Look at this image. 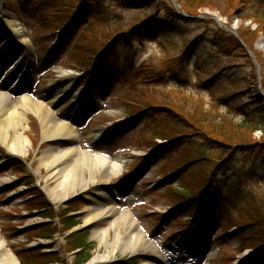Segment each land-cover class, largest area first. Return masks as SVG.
<instances>
[{"label": "rangeland", "instance_id": "obj_1", "mask_svg": "<svg viewBox=\"0 0 264 264\" xmlns=\"http://www.w3.org/2000/svg\"><path fill=\"white\" fill-rule=\"evenodd\" d=\"M96 1L97 9L87 0H0V70L9 73L11 68L17 72V81L7 82L6 90L14 91L20 85L28 93L36 87L34 101L50 89L55 94L65 89L52 111L60 120L71 119V124L77 126L76 145L85 151H102L111 160H125L127 169L98 191L89 183L90 190L54 203L47 195L54 185L47 182L48 170L40 166V157L58 142L42 141L39 122L29 115L24 121L30 141L26 156L8 152L0 142V235L22 264L47 263L48 258L43 259L42 254H55L59 264H74L78 251L67 241L68 233H63L56 215L51 220V240L42 239L39 231L50 224L43 218L45 204L53 206L56 214L71 210L70 215H76L74 220L80 222L75 229L86 230L80 237L89 243L90 260L104 253L106 247L93 237L100 225L85 223L86 210L110 197L118 208L131 211L137 218L154 251L143 249L141 244L135 251H122L120 242L113 260L96 264H149L155 258L161 260L157 264H254L252 258L259 255L255 246L264 234V221L256 222L264 215V159L245 154L238 157L219 180L223 192H214V215L206 212L208 221L200 224L197 214L191 216L188 211L191 202L182 197L185 188L196 190L194 171L177 172L184 160L196 158L202 148L194 142L169 149L168 124L183 116L189 121V116L202 111L219 117L229 115L239 123L257 115L253 105L246 106V110L240 108L249 101L248 94L237 95L227 103L222 101L226 93L247 90L251 72L248 60L220 54L206 38L192 48L186 64L179 61L188 41L196 35L210 37L223 31L239 40L243 54L257 67L255 52L263 49L264 36L258 31L255 17L241 18L237 14L240 5L231 11L226 2H219L212 10L199 11L198 22H181L183 34L153 33L145 44L136 43L133 48L117 42L110 62L101 67L98 61L114 42L115 34L146 19L156 6L124 8L117 0ZM150 1L152 5L162 2ZM167 2L182 14L170 0ZM17 19L31 44H22L14 35L8 22ZM94 19L99 21L88 28ZM171 60L180 63L179 68L185 64L184 74L164 76ZM233 65L235 68H228ZM229 83H237V88L227 89ZM259 86L262 88L261 82ZM20 97H12V102L17 103ZM78 107L84 115L73 119ZM163 108L171 110L172 115L166 116ZM256 118L264 123V119ZM99 133L105 134L102 143L96 141ZM157 133L168 136L164 140ZM248 135L253 142H264V131ZM110 225L105 222L101 226L109 229ZM128 231L122 228L123 235ZM114 237L111 229L110 242Z\"/></svg>", "mask_w": 264, "mask_h": 264}, {"label": "trees", "instance_id": "obj_2", "mask_svg": "<svg viewBox=\"0 0 264 264\" xmlns=\"http://www.w3.org/2000/svg\"><path fill=\"white\" fill-rule=\"evenodd\" d=\"M89 3L95 6L97 9L96 0H87ZM184 12L189 16H198L197 13L203 9H213L215 5L219 2H226L228 10L233 11L238 5L242 9L238 10L239 17H248L254 18L258 25V31L262 32L264 36V0H176ZM117 2L124 8H151V6H156L152 8L154 12L149 14L146 19L141 20L134 26H132L127 31H121L116 35L114 42H112L109 47L104 51L103 55L100 57V60L106 62L108 57H111L116 51L117 42H121L125 46L134 47L136 43L145 44L146 40L153 35V33H159L166 36L183 34L181 28V22L186 24H192L198 22L196 18H187L179 14L174 7L170 6L167 0H162V2L157 1L156 5H152L153 1L150 0H117ZM76 3V2H75ZM247 9H250L248 11ZM99 21L94 19L93 23L88 26L92 27L94 23ZM162 23L161 26H158L159 22ZM168 26V30H166ZM249 32V31H247ZM248 34L254 35L249 32ZM208 38L207 41L211 43L219 51L220 54H223L228 57H239L248 60V66L251 68L250 72V81L247 85V90L243 89L242 91H236L234 93L224 94L222 101L227 103L228 100H231L233 97L242 94L249 95V101L240 107L242 110H246V106L253 105L254 112L256 116H248V119L239 123L234 118H231L229 115H223L221 117L214 115L213 112L202 111L199 115L189 116L190 120L187 121L183 118L180 120H173L169 122V132L171 131V138L168 140L169 149H174L177 147H185L194 142H198L201 145L196 158H190L183 161V164L180 166L178 174L183 173L185 170L194 171L193 179L197 182L196 190L185 188L182 197L188 202H191L188 205V208L191 210V215L195 212V207L198 208L201 212L210 213L211 216L214 215V206H212L214 201V192L217 190L222 193V185L220 184V178L227 174L229 170L232 169L235 161L242 154L246 156H252L256 159H264V142H253L250 137V133H256L259 130L264 131V123L261 120H257V116L262 120L264 119V101L262 100L260 91L257 89L259 84L258 81V68L253 65L251 59L243 54L245 50L241 47L239 40L232 35H229L223 31H217L214 34H211L210 37H207L204 33L196 35L194 39L188 41L186 48L184 50L183 56L180 57L179 61L187 62V59L192 55V48L196 45L202 43V39ZM240 55L236 56L237 54ZM257 61L259 63V68L261 71V84L264 89V47L263 49L255 52ZM185 58V59H184ZM180 63H175V60L168 61L166 65V71L164 76H175L176 74H184L185 64L183 68H179ZM179 66V67H178ZM229 69L235 68V65L229 66ZM183 69V70H181ZM154 78V77H153ZM237 83H229V88H235ZM237 88V87H236ZM163 110H165L163 108ZM166 116H171L172 111L166 108ZM173 117V116H172ZM218 117V118H217ZM191 121V122H190ZM199 124V125H195ZM197 126L198 128H195ZM170 134V133H169ZM158 138L166 140L164 133H157ZM183 181V179H181ZM181 193V192H180ZM196 199V200H195ZM47 205L44 206V218L50 221V224H44L39 231L41 232V237L45 239H52L53 233L51 235V220L55 217L58 219V223L61 226L63 232L70 231L74 227L79 225L78 221H75L76 215H70L71 210L60 211L55 213L53 207L50 205L47 208ZM49 211V212H48ZM205 217L206 215L203 214ZM202 216V221L205 222L206 218ZM215 218V217H214ZM264 215L260 216L256 222L264 221ZM86 231H79L76 233L69 234L66 238L67 241L73 246V249L80 250L76 253V259L74 264H84L87 262L89 253L87 252V247L89 243L85 240V237H80ZM264 234L259 237L261 241L257 246H255L256 251L259 252L257 260L260 262L264 261ZM80 239L81 243L77 244V241ZM262 256H261V255ZM39 257L41 254L39 253ZM43 259L48 258V262L45 264H59V257L55 254H42Z\"/></svg>", "mask_w": 264, "mask_h": 264}, {"label": "bare ground", "instance_id": "obj_3", "mask_svg": "<svg viewBox=\"0 0 264 264\" xmlns=\"http://www.w3.org/2000/svg\"><path fill=\"white\" fill-rule=\"evenodd\" d=\"M8 23L22 44H31V39L23 34L18 19L14 23L11 21ZM63 90L55 94L51 93L52 89H50L39 101H34L25 95L17 103L12 102L9 93L0 94V142L8 152L20 157L27 155L30 141L25 134L27 129L24 121L29 115L35 116L38 120L42 141L58 142L56 146L43 152L40 157V166L48 170L47 182L54 185L47 191V195L54 203L65 202L79 192L90 190L89 183H92L93 190L98 191L107 181L120 176L127 169L125 160H111V157L102 151H85L76 145L77 126L67 119L60 120L52 111L53 105L65 94V89ZM75 110L72 118L82 116L84 112L82 108L78 107ZM97 136H101V133ZM104 139L103 136L101 142ZM103 195L106 196L105 193ZM105 222H111L110 228L115 231L113 243L110 242L111 229L101 226ZM85 223L88 225L98 223L101 226L93 231V237L106 247L104 253H98L91 259L92 263L113 260L120 242L122 251H135L138 244H141L143 249L154 251L153 244L144 237L137 218L131 211L118 208L110 197H104L98 200L97 204L87 208ZM124 227L129 230L125 235L122 234ZM160 262L161 260L155 258L149 264ZM0 264H21L19 257L9 247L8 241L1 235Z\"/></svg>", "mask_w": 264, "mask_h": 264}, {"label": "water", "instance_id": "obj_4", "mask_svg": "<svg viewBox=\"0 0 264 264\" xmlns=\"http://www.w3.org/2000/svg\"><path fill=\"white\" fill-rule=\"evenodd\" d=\"M174 3H175V0H172ZM175 5L177 6V7H179V5L177 4V3H175ZM215 17L218 19L220 16H219V14H215ZM264 97V96H263Z\"/></svg>", "mask_w": 264, "mask_h": 264}]
</instances>
